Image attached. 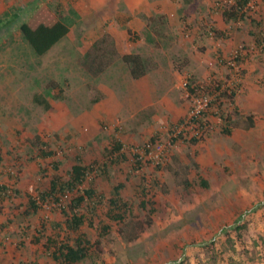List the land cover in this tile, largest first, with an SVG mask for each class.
I'll use <instances>...</instances> for the list:
<instances>
[{
    "label": "rangeland",
    "instance_id": "rangeland-1",
    "mask_svg": "<svg viewBox=\"0 0 264 264\" xmlns=\"http://www.w3.org/2000/svg\"><path fill=\"white\" fill-rule=\"evenodd\" d=\"M227 1L144 0L130 14L121 0H103L100 10L81 0L80 8L76 0H0V186L8 189L0 199V264H54L45 237L54 234V223L63 224L61 209L72 194L58 203L40 195L54 178L66 181L78 161L105 167L82 186L104 197L90 212L91 226L81 228L91 241L100 240L99 254L78 264H264V1L249 0L245 19L232 24L220 13ZM4 13L18 18L9 23ZM57 20L69 25L68 35L36 57L19 24L35 28ZM104 34L113 37L119 56L139 54L153 69L136 81L116 58L103 73L88 71L84 55ZM240 46L245 52L236 81L216 62ZM184 77L201 87L233 81L234 98L222 102L232 115L230 134L220 132L219 116L211 114L200 143L178 142L164 169L156 170L147 156L141 173H132V155L151 138L167 144L170 124L186 119ZM37 95L49 110L34 103ZM113 140L123 145L125 161L110 162ZM40 143L54 155L40 157ZM182 165L191 170L189 187L176 183L183 176L174 171ZM142 177L157 181L145 209L139 207ZM117 184L132 210L99 239V226L110 224L105 213Z\"/></svg>",
    "mask_w": 264,
    "mask_h": 264
},
{
    "label": "trees",
    "instance_id": "trees-1",
    "mask_svg": "<svg viewBox=\"0 0 264 264\" xmlns=\"http://www.w3.org/2000/svg\"><path fill=\"white\" fill-rule=\"evenodd\" d=\"M222 1V0H217ZM264 1V0H263ZM249 0H228L220 8V13L222 19L227 24H232V22L242 21L246 17V10L248 9ZM4 13V17L8 18L9 23L17 20L18 16L16 13ZM150 20V19H149ZM19 33L22 39L31 48L33 54L36 57H42L48 53L56 44L61 42L69 33V25L62 20H57L51 25L39 24L35 28H31L26 22H22L18 26ZM208 35V34H207ZM264 38L261 39V46L264 51V46L262 45ZM259 43V41H258ZM117 59L123 62L128 70L131 79L138 80L144 77L150 70L153 69V63L150 60L143 59L139 54H125L119 56L117 53V48L114 45L113 37L109 34L102 35L98 40L92 43L91 47L86 51L84 55V65L88 71L95 74L103 73L111 64H113ZM115 59V60H114ZM238 63H241V58L237 59ZM190 83L194 84V81L190 79ZM54 91L61 95L62 90L57 87V85L50 86ZM198 89V87H197ZM237 86L233 85L231 90L222 92L220 95L215 96V100L210 103L211 109L208 112L202 113L198 118L192 120V131H197L199 134L193 135L186 134V131L182 130L177 133L173 138L170 139V143L175 145L178 142H187L191 145L200 143L205 136V132L208 127V122L205 121L207 116H219L221 123V133L225 135L230 134L228 126L232 121V115L222 111V102L224 100L231 101L236 94ZM190 92L194 93V90L189 88ZM219 91L217 87L215 89ZM201 91V90H200ZM204 93V91H202ZM33 101L36 105L41 106L44 110L50 109L49 102L42 96H34ZM249 127H251V118H247ZM184 124V119H180L176 124H170V134L175 132V129ZM190 130V129H188ZM203 137V138H202ZM158 138V137H157ZM154 138H151L149 142L153 143ZM42 146L39 149L40 157L47 158L53 156L54 153L51 151H46V144L40 143ZM123 145L118 140H113L107 153L110 157L114 156L113 160L110 162L125 161V156L122 153ZM147 153V152H145ZM133 165L131 167V172L134 174L141 173L143 170V163H145L142 158L137 155H132ZM104 166L98 165L96 162L92 166H84L82 162L78 161L71 167L68 173V179L66 181H60L54 178L50 182L49 189L40 195L42 201H47L53 198L54 202H59V197L66 196L67 194H72L69 199L67 209H61L64 216L63 224L54 223L55 228L52 229L54 234H50L45 237L44 249L48 257L53 261L54 264H78L92 258L94 255L99 254V244L100 240L95 242L91 241L89 236L81 230L82 226L88 224L91 226V213L93 209H96L97 201L103 200L102 195L96 194V191L92 187L82 188L84 182L88 178L89 174L92 172H102L104 171ZM155 169L160 171L164 169L162 163L155 164ZM188 166L182 165L178 170L174 171V176H183L180 181L176 183L189 187L191 182L187 178L190 174ZM197 177L201 180L203 187L206 186V181L202 179L200 174ZM153 184V185H152ZM157 184V181L147 182L144 177L141 179L140 191H141V203L139 207L145 209L148 203L145 198H148L149 190ZM123 189L122 184H117L112 188L110 192L111 197L108 200L109 207L105 213V217L110 224H103L99 226L98 238L102 239L106 236L110 230L111 225L115 224L120 226L124 223L127 215L131 212V203L124 200L120 191ZM8 189L5 186H0V199L7 195ZM30 205L33 209H37L36 202L30 200ZM84 206H88L90 210L86 213L82 212ZM40 237V235H39ZM42 237V235H41ZM41 238L36 237L35 242H40Z\"/></svg>",
    "mask_w": 264,
    "mask_h": 264
},
{
    "label": "built area",
    "instance_id": "built-area-1",
    "mask_svg": "<svg viewBox=\"0 0 264 264\" xmlns=\"http://www.w3.org/2000/svg\"><path fill=\"white\" fill-rule=\"evenodd\" d=\"M210 34H213V32H211ZM244 52H245L244 46H240L239 49L237 48L235 51L232 52L231 56L228 59H223L221 57H218L216 63H219V65H223L227 67L228 70L232 72L233 80L238 81L237 72L239 71V63L237 62V59H240L241 56L244 54ZM232 82L231 83L229 82L228 84L225 85L213 80L211 81V83L207 84L206 87H201L196 84H191L189 79H187L186 77L182 78L180 83L185 91L186 98H188L190 101V107H189L188 115L184 120V124L176 128L174 133L170 134V139L173 138L177 133L182 131L181 129H179L181 127L187 128V131L188 129H190V133L188 134H192V133L193 135L199 134L197 131H192V127H194L192 126L193 124L191 123L192 120H195L202 113L208 112L211 109L210 103L216 99L215 96L220 95L224 91L226 92L228 91L229 93L231 87H233L234 85ZM217 87L219 88V91L215 90ZM189 88L193 89L194 93L190 92ZM202 91H204L205 93H202ZM207 119L208 116L207 118H205V121H207ZM208 129H209V125L207 127V130ZM170 139L168 140L167 144H162L158 140H155L153 143L151 142L146 143L145 145H143L142 149L138 151V153L135 151L136 153L134 154L139 155L144 162H145L144 158L149 156L150 159L153 160L155 164L163 163L167 158L169 148L172 146V144L170 143Z\"/></svg>",
    "mask_w": 264,
    "mask_h": 264
},
{
    "label": "crops",
    "instance_id": "crops-1",
    "mask_svg": "<svg viewBox=\"0 0 264 264\" xmlns=\"http://www.w3.org/2000/svg\"><path fill=\"white\" fill-rule=\"evenodd\" d=\"M84 4L87 3V5L92 8L93 10L101 9L103 6V0H81ZM121 2L124 4V8L130 13L133 14L134 12H137L140 7H143L144 0H121ZM76 8H80V0H76ZM158 9V7H156ZM163 9V8H162ZM160 11V10H159ZM161 12V11H160ZM143 77L138 79V81L142 80ZM137 81V80H136ZM142 97L147 96V92H141L139 93Z\"/></svg>",
    "mask_w": 264,
    "mask_h": 264
}]
</instances>
